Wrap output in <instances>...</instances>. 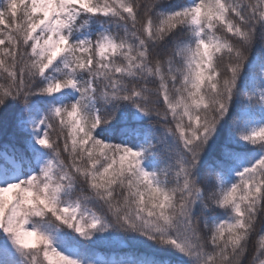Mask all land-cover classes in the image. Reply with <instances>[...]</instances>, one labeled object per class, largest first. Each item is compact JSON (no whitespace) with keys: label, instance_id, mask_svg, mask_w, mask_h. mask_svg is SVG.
<instances>
[{"label":"snow or ice","instance_id":"6c2138e0","mask_svg":"<svg viewBox=\"0 0 264 264\" xmlns=\"http://www.w3.org/2000/svg\"><path fill=\"white\" fill-rule=\"evenodd\" d=\"M0 264H264V0H0Z\"/></svg>","mask_w":264,"mask_h":264},{"label":"trees","instance_id":"16d2710c","mask_svg":"<svg viewBox=\"0 0 264 264\" xmlns=\"http://www.w3.org/2000/svg\"><path fill=\"white\" fill-rule=\"evenodd\" d=\"M181 2H182V0H181ZM99 251L103 254L107 251V249L101 248V249H99Z\"/></svg>","mask_w":264,"mask_h":264}]
</instances>
